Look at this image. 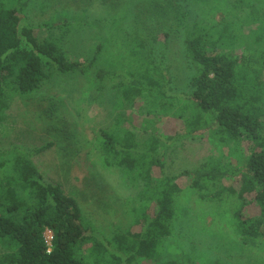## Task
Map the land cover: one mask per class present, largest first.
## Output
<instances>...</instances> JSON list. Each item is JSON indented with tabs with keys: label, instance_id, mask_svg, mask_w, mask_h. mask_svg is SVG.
Returning a JSON list of instances; mask_svg holds the SVG:
<instances>
[{
	"label": "trees",
	"instance_id": "16d2710c",
	"mask_svg": "<svg viewBox=\"0 0 264 264\" xmlns=\"http://www.w3.org/2000/svg\"><path fill=\"white\" fill-rule=\"evenodd\" d=\"M29 2L0 0V119L14 95L45 85L58 90L69 87L77 74L90 75L96 92L115 93L123 109L139 104L137 110L150 120L177 116L182 137L208 133L227 151L168 173L164 157L173 137H162L146 124L136 128L118 112L114 126H128L102 131L101 160L142 184L128 209L129 227L107 235L85 219L73 196L43 178L32 156L47 145L0 150V264H177L157 259L173 233L175 198L187 188L198 191L205 207L218 210L216 216L243 243L264 248V46L234 52L238 29L224 17L208 27L194 24L184 36L183 51L195 73L190 89L174 96L166 90L169 66L155 58L144 34L132 33L137 42L126 49L131 59L122 70L99 65V46L88 61L71 60L70 24L24 22ZM250 15L259 16L255 9Z\"/></svg>",
	"mask_w": 264,
	"mask_h": 264
},
{
	"label": "rangeland",
	"instance_id": "374dc122",
	"mask_svg": "<svg viewBox=\"0 0 264 264\" xmlns=\"http://www.w3.org/2000/svg\"><path fill=\"white\" fill-rule=\"evenodd\" d=\"M254 9L259 16L250 15ZM22 16L35 26L67 21L71 60L86 62L99 46V65L116 71L131 59L126 49L137 42H132V33L144 34L155 58L169 66L166 90L174 96L190 89L189 79L195 73L183 51L184 36L194 24L208 27L224 17L238 29L234 52L264 46V0H30ZM69 81V87L58 90L45 85L37 92L14 95L0 119V150L47 145L32 156L39 172L73 196L85 219L104 234L129 227L128 209L142 184L132 174L102 163V131L128 126L124 122L114 126L118 112L125 113L136 128L146 124L162 137H173L164 157L168 173L226 154L227 147L208 133L202 138L182 137L185 130L177 116H149L151 121L137 110L139 104L123 109L115 93L96 92L90 75L77 74ZM175 199L174 229L160 247L159 263L264 264V248L243 243L216 216L218 210L199 202L198 191L184 189ZM45 237L50 241L49 232ZM0 250H4L1 245Z\"/></svg>",
	"mask_w": 264,
	"mask_h": 264
},
{
	"label": "built area",
	"instance_id": "2783aa9c",
	"mask_svg": "<svg viewBox=\"0 0 264 264\" xmlns=\"http://www.w3.org/2000/svg\"><path fill=\"white\" fill-rule=\"evenodd\" d=\"M47 232H49V231H47ZM50 233V232H49ZM46 238V237H45ZM51 238H52V236H51V233H50V241H51ZM46 241H47V243H48V245H50V241H48L47 239H46Z\"/></svg>",
	"mask_w": 264,
	"mask_h": 264
}]
</instances>
